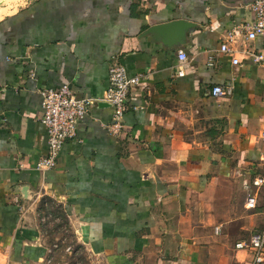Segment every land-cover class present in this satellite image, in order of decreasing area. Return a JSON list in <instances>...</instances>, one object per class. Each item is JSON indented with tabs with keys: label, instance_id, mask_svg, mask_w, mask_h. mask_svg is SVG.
Returning <instances> with one entry per match:
<instances>
[{
	"label": "crops",
	"instance_id": "0c3cea01",
	"mask_svg": "<svg viewBox=\"0 0 264 264\" xmlns=\"http://www.w3.org/2000/svg\"><path fill=\"white\" fill-rule=\"evenodd\" d=\"M4 1L0 264L46 257L38 195L57 201L92 264H252L236 245L264 232V187L253 185L264 175V67L250 58L264 41L241 31L231 53L220 50L253 22L254 0H24L10 11ZM172 21L191 27L148 33ZM115 63L142 79L126 135L108 132L113 109L96 103L57 167L39 171L48 153L41 92L66 84L101 99ZM217 86L227 94L214 97Z\"/></svg>",
	"mask_w": 264,
	"mask_h": 264
},
{
	"label": "built area",
	"instance_id": "2783aa9c",
	"mask_svg": "<svg viewBox=\"0 0 264 264\" xmlns=\"http://www.w3.org/2000/svg\"><path fill=\"white\" fill-rule=\"evenodd\" d=\"M250 8L254 16L253 22L243 25L232 33H228L229 41H225L222 44L220 50L222 53H231L229 42L241 31L246 32L249 40L260 38L264 41V0H254ZM250 56L253 63L264 67V53L255 52L251 53ZM179 59L185 62L188 57L184 52L180 51ZM232 62L234 65L241 63L235 57H233ZM178 74L179 76H184V69H181ZM141 85L142 79L140 77H130L122 64L115 63L109 69V86L101 99L80 97L66 84L58 89L42 91L43 113L41 122L48 133V153L38 162L37 169L44 172L57 167L63 145L66 141L76 138L79 123L87 117L90 109L96 103H106L113 109L112 122L107 126L108 132L115 137L125 136L126 126L124 118L129 110L131 94ZM212 93L214 97H223L227 94L226 90L220 86L214 87ZM261 139L264 142V131L261 134ZM253 185L257 189L264 187V175L258 176ZM256 206V197H250L247 201V207L255 209ZM236 249L252 252L254 255L252 264H263L264 232L256 233L252 235L250 240L238 243Z\"/></svg>",
	"mask_w": 264,
	"mask_h": 264
},
{
	"label": "rangeland",
	"instance_id": "374dc122",
	"mask_svg": "<svg viewBox=\"0 0 264 264\" xmlns=\"http://www.w3.org/2000/svg\"><path fill=\"white\" fill-rule=\"evenodd\" d=\"M11 2L21 5L24 0H5L4 4ZM9 6L10 4L5 6L8 11ZM33 202L36 203L35 208L47 247L46 257L38 264H92L88 250L76 238L57 201L47 195H38Z\"/></svg>",
	"mask_w": 264,
	"mask_h": 264
},
{
	"label": "water",
	"instance_id": "95a60500",
	"mask_svg": "<svg viewBox=\"0 0 264 264\" xmlns=\"http://www.w3.org/2000/svg\"><path fill=\"white\" fill-rule=\"evenodd\" d=\"M189 27H191L190 23H187L185 21H172L169 23L161 24L152 27L148 33L150 34H158L160 36L169 38L173 34H176L179 36L184 31H186ZM107 106H109L107 104Z\"/></svg>",
	"mask_w": 264,
	"mask_h": 264
}]
</instances>
